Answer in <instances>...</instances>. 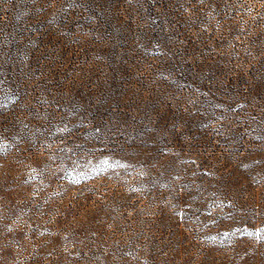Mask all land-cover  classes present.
<instances>
[{
  "label": "rangeland",
  "instance_id": "obj_1",
  "mask_svg": "<svg viewBox=\"0 0 264 264\" xmlns=\"http://www.w3.org/2000/svg\"><path fill=\"white\" fill-rule=\"evenodd\" d=\"M0 264H264V0H0Z\"/></svg>",
  "mask_w": 264,
  "mask_h": 264
}]
</instances>
